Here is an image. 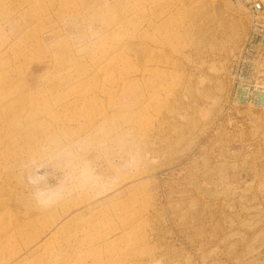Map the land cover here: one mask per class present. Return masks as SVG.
<instances>
[{"label":"rangeland","instance_id":"obj_1","mask_svg":"<svg viewBox=\"0 0 264 264\" xmlns=\"http://www.w3.org/2000/svg\"><path fill=\"white\" fill-rule=\"evenodd\" d=\"M19 256L264 264V0H0V264Z\"/></svg>","mask_w":264,"mask_h":264},{"label":"bare ground","instance_id":"obj_2","mask_svg":"<svg viewBox=\"0 0 264 264\" xmlns=\"http://www.w3.org/2000/svg\"><path fill=\"white\" fill-rule=\"evenodd\" d=\"M60 227V226H59ZM50 234V235H49ZM49 235V236H48ZM48 235L43 239V241H41L40 240V244H39V247L40 246H42L43 244H45L46 242H48V240L50 239V237H51V233H48ZM20 258V256L19 257H13L12 259H11V261H10V264H16V262H15V260L16 259H19ZM15 262V263H14Z\"/></svg>","mask_w":264,"mask_h":264},{"label":"built area","instance_id":"obj_3","mask_svg":"<svg viewBox=\"0 0 264 264\" xmlns=\"http://www.w3.org/2000/svg\"><path fill=\"white\" fill-rule=\"evenodd\" d=\"M235 1H241L243 3L249 4L251 2V0H235Z\"/></svg>","mask_w":264,"mask_h":264}]
</instances>
